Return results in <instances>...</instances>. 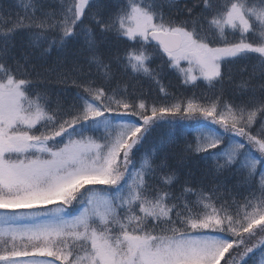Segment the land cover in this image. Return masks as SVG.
<instances>
[{"label": "snow or ice", "instance_id": "1", "mask_svg": "<svg viewBox=\"0 0 264 264\" xmlns=\"http://www.w3.org/2000/svg\"><path fill=\"white\" fill-rule=\"evenodd\" d=\"M168 73L208 91L177 98ZM257 254L264 264V0L0 6V264Z\"/></svg>", "mask_w": 264, "mask_h": 264}, {"label": "trees", "instance_id": "2", "mask_svg": "<svg viewBox=\"0 0 264 264\" xmlns=\"http://www.w3.org/2000/svg\"><path fill=\"white\" fill-rule=\"evenodd\" d=\"M14 4V0H0V6H2L4 9H9L12 5ZM13 17L15 16V13L18 11L16 8L12 7L11 8ZM5 15H7V13H5ZM27 40V37L24 36L23 38L21 37H17V43H25ZM58 56V52L56 50H53L52 52H50L48 54V58H47V63L51 64L53 63ZM160 61L154 60L153 61V65L158 64ZM47 66V65H45ZM87 71V69H85ZM95 72V70L93 69V73ZM123 80H127L128 85H129V91L132 92L133 90H135V92L137 94H139L141 91H147L149 89V87H151V92L148 95V99L149 101L155 99L157 100V102H171V98H169L168 100H164L159 92L158 89L155 86H150L149 82L146 80H142L139 78L136 79H131L128 77H124L122 78V83ZM163 84L165 85V87L168 89V91L170 93L175 94V96L177 98L179 97H188L193 95V93H195L197 96H200L201 94H204L208 91L207 85L204 82L200 83V86L193 89L191 87L189 88H185L183 86L180 85L179 80L177 79L176 75L174 73H168L164 76L163 78ZM133 86H135V88L133 89ZM64 88V86H56L53 89V107H55V100H56V95L55 93L57 91H61ZM72 92L75 91V89H71ZM191 123V122H189ZM259 258V257H258ZM259 260L257 258H254V260L249 261V264H257L256 260Z\"/></svg>", "mask_w": 264, "mask_h": 264}, {"label": "rangeland", "instance_id": "3", "mask_svg": "<svg viewBox=\"0 0 264 264\" xmlns=\"http://www.w3.org/2000/svg\"><path fill=\"white\" fill-rule=\"evenodd\" d=\"M258 257H259V254H257V257H256V258L259 259ZM255 260H256V259H255ZM250 261H251V260H250ZM256 261H257V264H258V261H259V260H256Z\"/></svg>", "mask_w": 264, "mask_h": 264}]
</instances>
